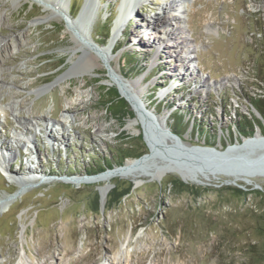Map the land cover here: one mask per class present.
Masks as SVG:
<instances>
[{
    "label": "rangeland",
    "instance_id": "rangeland-1",
    "mask_svg": "<svg viewBox=\"0 0 264 264\" xmlns=\"http://www.w3.org/2000/svg\"><path fill=\"white\" fill-rule=\"evenodd\" d=\"M33 1L0 0V13L8 17L4 25L0 22V36L8 45L0 52V152H12L6 160L20 178H39L21 186L0 168V198H6L0 204V264L21 259L25 264H216L239 257L237 246L250 238L241 225L247 216L241 213L261 206L263 199L249 194L241 200L218 191L237 187L226 180L244 186L242 191H264V173L194 174L172 165L155 170L161 162L151 159L133 166L130 176L98 178L108 169L87 176L106 161L113 168L148 152L138 138L144 127L139 111L127 102L126 112L118 115L105 105L107 90L118 85L109 82L107 67L120 70L127 86L138 82L130 91L159 137L169 128L187 145L221 149L240 141L235 123L261 120L249 98L263 91L264 36L258 29L264 2L173 0L184 10L179 12L184 18L180 34L172 20L175 11L165 9L170 0H138L129 5L109 61L98 59L83 77L62 81L76 62L95 52L85 45L74 48L66 26L74 17L47 19L45 5ZM83 2L69 0L72 15L79 14L74 7L80 10ZM95 2L87 34L99 49L110 40L119 1ZM158 14L167 17L172 36L168 26L155 21ZM17 35H22L20 46ZM183 35L190 47L176 44ZM204 80L208 84L203 86ZM13 104H19L18 111ZM61 120L62 128L55 124ZM177 120L183 129L177 130ZM99 124L104 130L97 131ZM24 130L31 142L16 144L15 134ZM174 140L168 138L167 145ZM170 168L186 179L176 170L167 172ZM78 176L88 181L70 182ZM173 179L208 191L201 196L181 191Z\"/></svg>",
    "mask_w": 264,
    "mask_h": 264
},
{
    "label": "bare ground",
    "instance_id": "bare-ground-1",
    "mask_svg": "<svg viewBox=\"0 0 264 264\" xmlns=\"http://www.w3.org/2000/svg\"><path fill=\"white\" fill-rule=\"evenodd\" d=\"M15 1H16L15 4H20V2L22 0H15ZM37 1H33V2H37ZM98 1H100V0H98ZM118 1H119V3H118V9L119 10H118V13H117L114 21H113L114 28L112 27V33H111V36L109 37L110 40L106 46L99 48V49H96L92 45V43L94 41L90 37H88V34H87L89 31V27L91 25V22H92V17L94 16V14L96 12L97 3L95 2V0H84L83 4H82V6L78 12L79 14H77V15H72L71 12L69 11V0H41V2L45 5L46 11H48L45 18L49 19L48 17H62L64 15L74 17L72 20H68V23H66V26H67V28H69L68 30L74 39V43H75L74 48L77 49L78 47L85 45V46H88V48H91L92 50H94V52H95V54H89L87 57H84L79 62H76L69 70H67L60 77V80H62V81L70 80L71 78H73L75 76L83 77L87 70H94L96 64H98V59H103L105 61H109L111 53H112L113 45L115 43V39L117 38V34L119 33L121 26L124 24V22L126 24L127 16L129 15V13L131 11V7L129 6V5H131L130 2H132V4H133V3H137L138 0H118ZM175 1H177V0H175ZM178 1H180V0H178ZM184 1L185 0H183V2ZM166 8L172 9V11H175L178 13V14H174L175 13L174 12L173 13L174 15L172 14V20H174V22H175L174 26H176V29H178L179 33L180 34H182V32L184 33V31H183L184 26L182 25L184 23V20H183L184 18L182 15L184 10L182 9V6L180 7V3L178 5V4L174 3L173 0L172 1L170 0V1H168L167 4H165V9ZM179 12H182V13L179 14ZM164 13L165 12L163 11V14ZM155 16H156L155 21H157L158 24H161L163 27L168 26L166 16L161 17V16H159V14L155 15ZM61 19H63L66 22L65 18H61ZM6 21H8V17L6 16V14L0 13V22L4 25L6 23ZM148 27L150 29H152L153 33L158 31V30L156 31V28H154L153 26L149 25ZM131 30L134 31L135 28H132ZM166 30L168 31L167 35L172 36V34H173L172 26H170V27L168 26L166 28ZM21 36L22 35H17V37L15 38V44H17V46H20L23 42ZM156 37L158 38V42L163 41V37L160 36V34H158V32L156 34ZM167 43H168V41L165 42V44L168 46ZM176 44L177 45L182 44L186 47H190V42L188 41V39L186 38L185 35L181 36V40L176 42ZM177 45H176V47H177ZM6 49H8V45L6 46V39L4 37L0 36V52L3 50H6ZM183 58L187 60L189 57L185 55ZM104 63H106V62H104ZM2 70L3 69L0 66V78L2 76V74H1ZM109 77H110V79H109L110 83H117L118 84L121 96L126 98L128 103L131 104L132 107H134L135 109H137L139 111V114L141 117H144V123L147 121L151 122L152 119L150 120V118H145V117H147V114H145V112L142 110V105L139 102V99L136 97V95L132 91H130V89L136 90V84L138 82L130 81L129 86L125 85V83H124L125 82L124 81L125 76L123 75V73L120 70H115L114 68L109 70ZM172 81H173V79H172ZM202 84L204 86L208 83H206V81L204 80ZM0 88H1V83H0ZM0 98H1V94H0ZM2 105L3 104H2V101L0 99V111L1 112L4 110ZM18 105L17 104L11 105L12 109L18 111V107H19ZM146 112L148 114L152 115L148 110H146ZM151 117H153V115ZM20 123L24 126L25 122L20 121ZM26 124L30 125V122H27ZM55 124H56V126H59L61 128L64 126L63 120L57 121ZM151 124L153 125L152 122H151ZM53 126H54V124H53ZM100 130H104V128L102 125L99 124V126L97 125V131H100ZM155 131H156V129H155ZM165 131H166V129H165ZM142 132H143V128H142ZM25 134H26V130H24V132H22V133L15 134L14 138H15L16 144H19L25 140L28 142H31L30 137L26 136ZM156 134L158 135L157 132H156ZM258 135L259 134H257V136ZM21 136L23 138H21ZM175 142H176V140H174V142L172 144H174ZM182 143L184 146H187V144H185L184 142H182ZM166 146H169V145H166ZM11 155H12V152L9 150L8 151L3 150L0 152V156L2 158L0 168L2 169V173L5 177H7L11 182L19 184L21 186L28 185V184L36 181L37 179H39L37 176H33V175H29V176H26L24 178H22V177L20 178V176H18V174L13 173L10 170L9 161L6 160V157H8V156L10 157ZM145 159L146 158H143L142 160H138V159L127 160L125 162V164H123V165H119V166L117 165L113 168L108 169L104 173L100 174L98 176V178L109 179V178H111L113 176H117V175L130 176L132 174L133 166L142 163ZM177 170L178 169L170 168V169H168L167 172L175 171V172H179L180 174H182L181 171H179V170L177 171ZM246 175L252 176L255 174H246ZM184 176L185 175H183V178L186 177V176L185 177ZM86 181H88V180H85V179H83V177H80V176L75 177L72 180H70V182H76V183H82V182H86ZM22 188L23 187H21L20 191L25 190ZM102 195H103V200H104V198L106 196V189L103 190ZM0 200L4 201V202L0 201V204H2V203H5L6 198L2 197V198H0ZM19 264H25V262L21 259Z\"/></svg>",
    "mask_w": 264,
    "mask_h": 264
},
{
    "label": "water",
    "instance_id": "water-1",
    "mask_svg": "<svg viewBox=\"0 0 264 264\" xmlns=\"http://www.w3.org/2000/svg\"><path fill=\"white\" fill-rule=\"evenodd\" d=\"M105 65L107 66L106 63ZM107 72L109 74L108 67ZM113 89L117 92L118 97L125 101L127 110L128 101L121 96L118 85H116V88H109L107 92ZM260 118L262 119L261 116ZM156 132L151 122L147 121L144 123L143 132L140 133L138 138L139 140H143L148 148V152L134 158L138 160L146 158L143 162L151 159L160 160L161 163L155 166V170H161L165 166L172 165L173 167L181 168L194 174L215 172L227 176L264 173V134L260 130H255L251 136L241 135L240 142L235 140L232 144L224 148L221 147V149L205 145L184 146L180 137L169 128H166V135L162 138ZM257 134L259 135L257 136ZM171 137L177 141L172 145L166 146L168 138ZM94 175L97 174L88 175L87 177ZM226 183L244 188V186L233 180H226Z\"/></svg>",
    "mask_w": 264,
    "mask_h": 264
},
{
    "label": "trees",
    "instance_id": "trees-1",
    "mask_svg": "<svg viewBox=\"0 0 264 264\" xmlns=\"http://www.w3.org/2000/svg\"><path fill=\"white\" fill-rule=\"evenodd\" d=\"M254 1L264 2V0ZM78 11L79 7H74L73 13L76 14ZM258 30L264 36V23L260 24ZM109 32L110 27H107L102 34V39L104 42L107 41L106 39L108 38ZM262 56L263 55L261 54V57ZM128 59L131 60L130 57H128ZM134 66L136 67V64H134ZM259 81L261 82L263 91L261 95L255 98L250 97L249 101L251 105L261 115V120L264 121V72H262V77ZM107 95L108 98L105 101V105H107L108 107L113 106V112L115 114H124L127 105L122 98L118 97L117 92L113 89L107 92ZM261 120L259 118L253 117L249 121H247V123L236 122L235 125L238 129V133L243 136H251L253 134V127L256 126H258L260 128L261 133L264 134V126ZM175 125L177 130L183 129L182 123H180L178 120ZM172 132L176 135H179L176 130L174 131L172 129ZM127 157L129 156H124L122 157V159H125ZM102 165L104 166V168L100 167L98 170L88 173V175L100 173L104 171V169H110L112 164L109 161H106L102 163ZM173 183L175 187L180 188L181 191H187L198 196H201L202 194L208 191L206 188L195 187L177 179H173ZM222 193H224V195L233 196L241 200L245 199L249 194H257L263 199V203L257 208H248L244 211V213H241L245 214L247 218L245 222L242 221V224H240L243 225L244 230L249 233L248 235L250 238H248L242 244L240 243L239 246H237V249L240 251V256L235 259L231 258L229 261L218 259L216 264H264V191H242L239 187L225 186V188L218 191V194L220 196H223ZM235 212L240 214L239 211Z\"/></svg>",
    "mask_w": 264,
    "mask_h": 264
}]
</instances>
